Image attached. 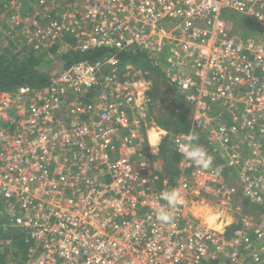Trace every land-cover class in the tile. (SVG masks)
<instances>
[{"label":"built area","instance_id":"1","mask_svg":"<svg viewBox=\"0 0 264 264\" xmlns=\"http://www.w3.org/2000/svg\"><path fill=\"white\" fill-rule=\"evenodd\" d=\"M38 0L0 11L18 50L144 54L191 106L189 130L148 116L150 80L112 55L61 67L46 85L0 94V239L6 264H264V0ZM261 28L240 35L223 14ZM65 38H67L65 40ZM91 68L85 81L77 66ZM178 152L188 133L213 157L201 170L181 153L174 184L154 166L149 133ZM221 209L220 227L174 209L160 193ZM263 211L247 213L241 201Z\"/></svg>","mask_w":264,"mask_h":264},{"label":"trees","instance_id":"2","mask_svg":"<svg viewBox=\"0 0 264 264\" xmlns=\"http://www.w3.org/2000/svg\"><path fill=\"white\" fill-rule=\"evenodd\" d=\"M12 1L20 4L21 8L24 7L23 11H27L34 9L38 0H0V11L6 3ZM223 16L233 27L239 26V21L242 19L229 11L225 12ZM244 24L251 25L245 21ZM259 31L261 32L262 29L259 28ZM242 35H247L244 34V30ZM38 53L34 54L32 51L23 54L19 52L10 54V57L0 56V94L14 92L22 85H27L34 89L46 85L51 74H48L45 69L46 65L51 62L50 58L52 56L59 59L62 62V67L66 68L74 62L83 60L95 62L101 58L114 55L118 60V68L124 69L126 65H130L134 69L140 70L150 80L148 95L151 97V103L147 114L154 123L172 133L189 130L191 106L165 80L161 70L154 66L144 54L139 52L114 53L109 48H93L85 52L59 50L57 45H53L47 50L41 49ZM48 56L50 57L49 59ZM167 147V141L163 140L159 150L162 158L168 157L169 150ZM170 152L173 153L172 150ZM170 160L165 162L161 176L167 178L173 185L177 178L181 161L178 154H171ZM241 205L250 214L257 215L263 211V208H259L243 200L241 201ZM1 223H3V220L0 218V239L10 238L13 241L14 254L17 255V250L19 251L21 247L19 234L13 229L4 230ZM4 254L5 251H0V264H4L6 261V254Z\"/></svg>","mask_w":264,"mask_h":264},{"label":"clouds","instance_id":"3","mask_svg":"<svg viewBox=\"0 0 264 264\" xmlns=\"http://www.w3.org/2000/svg\"><path fill=\"white\" fill-rule=\"evenodd\" d=\"M75 71L85 81L92 79L91 68L80 65ZM198 136L194 133H188L177 140V150L185 159L190 161L194 166L201 170H208L213 166V157L208 154L207 150L196 143ZM158 143V136L149 134V147ZM161 200L165 201V205L156 207V217L163 224H171L174 219V209L178 205H184L185 211L194 219L208 229L218 227L217 221L223 216V212L218 207L208 201H185L184 195L179 188H173L160 193Z\"/></svg>","mask_w":264,"mask_h":264},{"label":"rangeland","instance_id":"4","mask_svg":"<svg viewBox=\"0 0 264 264\" xmlns=\"http://www.w3.org/2000/svg\"><path fill=\"white\" fill-rule=\"evenodd\" d=\"M65 1L66 0H61L60 6L62 5V7H64ZM22 10H24V7L22 8ZM240 20H241L239 21L240 24L237 27L236 26L233 27L232 24L230 23V28L232 31L238 32L240 35H242L243 30H244V34H249V35H255L257 32H259V28H257V26L254 27L253 25H246L244 24V21L242 19ZM1 28L2 26L0 25V56L10 57V54L19 53V52H22L23 54H27L32 51L34 52V54H39L38 51H41V49H33V48H23L18 50L17 47L12 43V41H10V39L6 38L3 35ZM66 39L67 38H65V40ZM49 58L50 57L48 56V59ZM50 61L51 62L48 65H46L45 71L48 74H54L62 67V62L59 59L55 58V56H52L50 58ZM217 225L218 227H220V224ZM4 264H6V261L4 262Z\"/></svg>","mask_w":264,"mask_h":264},{"label":"crops","instance_id":"5","mask_svg":"<svg viewBox=\"0 0 264 264\" xmlns=\"http://www.w3.org/2000/svg\"><path fill=\"white\" fill-rule=\"evenodd\" d=\"M190 118H191V114H190V117H189V121H190ZM150 132H153V131H150ZM160 145H161V142L160 143H157V144H155L154 146H152V149L153 150H158V152H157V155L154 157V166L155 167H157V168H159L160 169V171H161V173H162V171H163V167L165 166V162L166 161H171L170 160V158H171V154H178L179 155V157H180V161H181V156H180V154L178 153V152H175V151H173V153H171L170 152V150L171 149H169L168 147H167V149L169 150V154H168V157H161L160 156ZM171 163V162H170ZM172 164V163H171Z\"/></svg>","mask_w":264,"mask_h":264},{"label":"bare ground","instance_id":"6","mask_svg":"<svg viewBox=\"0 0 264 264\" xmlns=\"http://www.w3.org/2000/svg\"><path fill=\"white\" fill-rule=\"evenodd\" d=\"M149 134L156 135L154 132H150Z\"/></svg>","mask_w":264,"mask_h":264}]
</instances>
